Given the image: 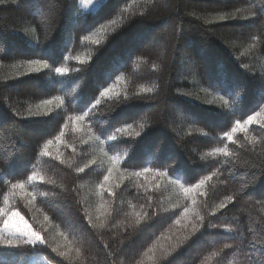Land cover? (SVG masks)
<instances>
[{
  "label": "trees",
  "instance_id": "trees-1",
  "mask_svg": "<svg viewBox=\"0 0 264 264\" xmlns=\"http://www.w3.org/2000/svg\"><path fill=\"white\" fill-rule=\"evenodd\" d=\"M262 9L264 0H107L95 12H83L79 0H0V208L9 196L7 208L46 241L0 248V264H153L145 255L153 244L156 264H264V129L249 125L235 144L222 138L264 108ZM33 60L49 67L30 71ZM85 111L83 121L72 119ZM225 145L231 157L208 155ZM113 156L105 188L115 195L98 187ZM146 167L153 171L130 175ZM33 171L44 176L27 185L35 202L11 196L10 184ZM213 171L190 194L193 204L179 185ZM136 212L148 214L140 225ZM196 212L204 221L193 232ZM233 219L238 231L224 228ZM100 220L105 227H94ZM69 245V257L52 252Z\"/></svg>",
  "mask_w": 264,
  "mask_h": 264
},
{
  "label": "snow or ice",
  "instance_id": "snow-or-ice-1",
  "mask_svg": "<svg viewBox=\"0 0 264 264\" xmlns=\"http://www.w3.org/2000/svg\"><path fill=\"white\" fill-rule=\"evenodd\" d=\"M80 2L85 6H90L93 5L95 0H80ZM262 11H264V9H262ZM221 19H223V17H221ZM110 23L115 24L116 21L113 20ZM104 29H101V31H103ZM86 40H91V42L93 44H100V40L99 39H92V37H85ZM76 59H79V57H77ZM29 65H30V71H35L38 72L40 70V68H48L49 65L46 61H41V60H33V61H29ZM32 65H39V67L33 68L31 67ZM155 67V66H154ZM55 72L60 74V75H64L68 72L67 68H61V67H57L55 68ZM122 77H117V79H121ZM153 88L152 87H146L144 85L140 86V92H147V93H151L153 92ZM112 91L111 88H106L104 89V91L101 93V96H107L110 92ZM57 100H60L59 97H56ZM44 105L47 104H51L52 101L51 100H45L42 102ZM61 103H63V101L61 100ZM100 101L97 100L96 104H99ZM225 103H227V101H225ZM89 115L88 111H85L83 113V115H79V116H75L72 119L75 121H83L85 119L86 116ZM252 124H258L260 126L261 129H264V108H262L260 111H256L254 112L252 115H249L247 117L246 120H236L234 125L231 127L230 131H226L223 133V137L222 138H226L229 141H232L233 144L236 143V141L233 139V137L235 136L236 133L238 132H244L246 133L248 130V126L252 125ZM132 125L128 124L126 125V128L123 129H117V131L123 132L126 131L127 128H131ZM61 136H63V132H61L60 134ZM136 135H139V133H137ZM60 137H57V140H59ZM97 139H99L97 137ZM111 139H115V137H111ZM102 143V142H101ZM52 144V141L49 140L47 141L44 145L43 148L40 151V156H49L50 153L48 152V147L49 145ZM105 155H107V153H105ZM208 155L210 156H223L225 158L231 157L233 155V153H231L228 149V146L225 145L224 147H217L214 148ZM118 157L113 156L110 157V160L113 164V167H109L107 169V175H104L103 180L105 183L100 184L98 187L101 190H107L109 192V194L111 195H115V193L112 192L111 187L105 188V184L112 178V173H113V168L115 166L116 163H118ZM63 162V161H61ZM96 161L95 160H91L89 161L88 164H85V166L83 168H79L77 169L79 172H84L86 168L89 167V165H93L95 164ZM150 171H153V169L151 168H144L142 171H138V172H134L131 173V176H135V177H140L143 176L145 173H148ZM217 173L215 171H213L210 175H206L203 178L199 179V181L195 184H190L188 187H185L184 184H180V188L182 189L183 193L185 194V196L187 198H190L192 200V203L195 204L196 203V199L194 196H190V194L193 193H197L199 190L203 189L204 186L206 185V183L210 180H212V178L216 175ZM156 175L157 176H166L167 173L166 172H160V171H156ZM123 175H121V180H123ZM37 182H44V176L41 175L38 171H33L30 175L27 176L26 180L23 181H17L15 183H11L10 184V189H9V193L11 196H21L24 198H28L30 197V199H28V203L32 204L35 202L36 200V192L35 191H28L27 189V185H33ZM50 183H54V181H49ZM172 183H178V181L173 180L171 181ZM16 190H19V192H17ZM39 195L41 196H46L47 193L46 192H41L39 193ZM200 195H204V192H200ZM8 200H9V196H5L4 197V202L6 207L4 208H0V218H2V221H0V248L3 249H15V248H19L22 245H29V246H33L35 247L36 245H44L46 243L44 237L41 235V233L39 231H36L33 229L32 225L28 223L27 220L24 219V217L20 214L19 211L16 210H10L7 208V204H8ZM225 201L227 202H234L235 198L234 196H226L224 198ZM135 207V206H133ZM144 206L141 205V208H143ZM226 207V204L222 201L219 205H217V208L219 209H223ZM190 209L188 207L184 208V211L181 213V217L183 218H187L188 214H189ZM131 215H134L135 219H134V224L135 225H140L141 222L145 219V217L148 215L147 212H144L143 214L136 212V213H132ZM196 218L199 220V225L197 224H193L192 228H193V232L197 231L200 227H203V221H204V217L199 213L196 212L195 213ZM44 219L47 221L49 219V217L47 215H45ZM89 219V223L91 224V217L88 218ZM97 219H100V216H97ZM176 224H180L181 223V219L177 218L175 221ZM94 227H98V228H104L105 227V222L103 220H100V223L97 225H93ZM212 227H215V225H212ZM61 235H63L61 233ZM65 239H67V237H65ZM188 239L187 236L181 238H178L176 240V242L172 245L171 248H165L161 255L162 256H168L170 255L173 251H175L177 248H179L184 241H186ZM229 247V245H225V248ZM72 251L70 245L68 246V250L67 251H59L58 248H52V252H56L58 253L59 256L61 257H69V252ZM76 255L77 257L81 256V250L79 248L75 249ZM145 255L148 257V259L150 261L153 262V264H156L158 257L156 255V245L153 244L151 247H149L147 249V252H145ZM212 255H217V253H213Z\"/></svg>",
  "mask_w": 264,
  "mask_h": 264
},
{
  "label": "rangeland",
  "instance_id": "rangeland-1",
  "mask_svg": "<svg viewBox=\"0 0 264 264\" xmlns=\"http://www.w3.org/2000/svg\"><path fill=\"white\" fill-rule=\"evenodd\" d=\"M103 1L104 0H95V2H94L93 5H90V6H87V7H85L80 2V6H81V9L82 10H85V11H93V10H96ZM29 6L31 8V11H36L37 10L34 1L32 3H29ZM212 225H215V227H212L214 229H221V222H219V223H216L215 222ZM224 228L230 229V230H233V231H238L239 230L238 221L237 220H234V219L233 220H229V225L228 226H224ZM34 260H36V258L32 257L31 262H34Z\"/></svg>",
  "mask_w": 264,
  "mask_h": 264
}]
</instances>
